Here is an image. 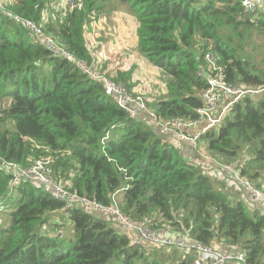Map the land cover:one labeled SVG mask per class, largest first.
Returning a JSON list of instances; mask_svg holds the SVG:
<instances>
[{
	"label": "trees",
	"instance_id": "16d2710c",
	"mask_svg": "<svg viewBox=\"0 0 264 264\" xmlns=\"http://www.w3.org/2000/svg\"><path fill=\"white\" fill-rule=\"evenodd\" d=\"M74 1L80 9L60 8L57 0L1 1L0 160L21 168L48 162L53 177L103 207L118 197V210L135 222L237 249L244 264H264V216L168 141L186 143L221 167L239 160L237 178L264 193V55L248 52L264 40V0L255 13H246L241 0L112 2L135 26L128 30L135 57L158 72L161 84L141 86L133 71L106 62L98 72L141 97L154 116L149 122L129 117L99 81L51 53L21 22L35 23L90 65L86 35L105 13L99 5L105 0ZM207 54L219 71L208 67ZM116 57L124 62L121 51ZM213 74L261 91L234 103L195 145L159 127L158 121L197 120L206 75ZM108 218L66 208L29 182L11 188V176L0 169V264H191V256L177 259L176 251L131 245Z\"/></svg>",
	"mask_w": 264,
	"mask_h": 264
},
{
	"label": "built area",
	"instance_id": "2783aa9c",
	"mask_svg": "<svg viewBox=\"0 0 264 264\" xmlns=\"http://www.w3.org/2000/svg\"><path fill=\"white\" fill-rule=\"evenodd\" d=\"M260 0H241V6L246 13H255L258 2ZM60 8H67L70 11L77 8L79 4H75L74 0H57ZM0 11L4 13V5L0 0ZM18 20V18H14ZM24 27L31 32L35 37L39 38L42 44L51 53L56 56L64 57V60L73 64L82 74L89 78L99 81L107 95L112 96L117 103L128 114L129 117L140 116L141 114H149L154 118L152 112L148 109L145 101L139 97L134 98L124 88L122 83L109 81L98 72L94 61L88 65L80 59H76L71 53L63 49L62 46L55 43L51 38L44 36L35 23L21 20ZM204 60L208 63V67L213 71H219L216 67L215 60L209 54L205 55ZM203 72V71H202ZM201 75V72L199 73ZM220 75V74H219ZM207 88L204 89L200 98L203 103V108L199 110V117L195 121L168 120L165 122H157L159 127L164 131L170 132L172 136L180 140H187L192 145L196 144V140L209 128L217 123H220L226 111L229 108L244 98L246 95H253L259 91H253L244 87H237L227 84L224 78L220 76L206 75ZM202 126L198 132L187 133L183 131L197 129ZM207 159L205 155L202 156ZM1 170L8 171L11 176V188L17 187L21 182H29L36 187L46 189L50 196L62 202L66 208L77 207L87 214L99 215L103 214L112 219V223L116 224L123 234L126 236L131 245H142L146 248L156 249H171L183 246L182 243L176 242L173 235L166 229H154L147 221L135 222L127 218L121 213L116 204V199L112 197V205L103 207L93 200L80 196L76 190L70 189L64 183H60L61 177L56 178L51 175V167L48 162L37 161L30 167L21 168L15 164H4L0 160ZM226 169L232 170L226 167ZM235 178L239 184L251 194L252 200L258 204L260 215L264 216V193L256 189L251 183L238 179L235 173ZM189 253L192 256L191 264H227L228 262L238 261L244 264V258L241 254L232 255L225 253L218 246H207L201 243H193Z\"/></svg>",
	"mask_w": 264,
	"mask_h": 264
},
{
	"label": "rangeland",
	"instance_id": "374dc122",
	"mask_svg": "<svg viewBox=\"0 0 264 264\" xmlns=\"http://www.w3.org/2000/svg\"><path fill=\"white\" fill-rule=\"evenodd\" d=\"M1 1L5 3L8 0ZM113 1L114 0H105L104 3L99 4L101 6H105V13L102 18L91 23L89 26V33L86 35L87 47L94 58V64L97 68V70L94 71H100L106 62V64L110 63L109 65H106L108 68H110V66L113 68L120 66L125 70L133 71L132 73L134 79L136 78L138 84L141 86H146L147 84L150 87L155 84L160 85L161 81L156 82L157 77H159L158 72L154 68L144 66L142 62L135 57V39L131 38L128 31L130 30L131 32H134L135 26L126 22L128 19L127 17L130 18V16L123 10L115 8L112 5ZM107 38L108 41L106 40ZM105 48L107 52H105ZM117 51H121L123 56L122 61H124L123 63L116 57ZM248 52L255 59H259L262 55H264V40H260L256 47L249 48ZM255 52H257V56L253 54ZM102 61L103 64L100 67ZM135 66H137L136 69ZM150 87H148L149 91ZM143 94L145 95L144 92ZM2 171L9 174L8 171ZM224 189L229 191L226 186H224ZM117 199L118 197H116V200ZM170 250H172V252L174 251L173 248ZM176 258L180 259V257Z\"/></svg>",
	"mask_w": 264,
	"mask_h": 264
},
{
	"label": "crops",
	"instance_id": "0c3cea01",
	"mask_svg": "<svg viewBox=\"0 0 264 264\" xmlns=\"http://www.w3.org/2000/svg\"><path fill=\"white\" fill-rule=\"evenodd\" d=\"M136 91H138V89H136ZM148 115L149 114H142L140 115V117L145 120ZM149 121H150V117L148 119V122ZM201 128L202 126L198 127L195 130H191L190 132L191 133L198 132ZM161 137L163 138L164 141L168 140L167 136H161ZM168 141L172 142L176 148L182 150L183 155L188 159V161H193L194 164L198 166L199 168H201L202 172L205 173L209 178L213 179L214 181L221 180L219 183H222L224 186H226L229 189V191L234 192L249 207L251 212H254V211L259 212L258 204L252 200L251 194L248 191H246L236 180L235 172L233 170H229V169H226V167H221V166H218L217 164L207 162L206 160H204L203 157L197 154L195 155L192 148L186 143H180L179 141H176L174 139H169ZM60 183L61 184L64 183L62 178H61ZM64 184L66 185V183ZM44 190L47 191L46 189ZM108 220L112 222V219L108 218ZM111 225L114 226L118 231L119 230L121 231V229L118 228L116 224L112 223ZM171 234L173 235V238L175 239L176 242H180L183 244V246H180L178 248H173V250L177 252L176 257H180V259H185L187 255L191 256V254L189 253V250L191 246L193 245V243L195 242L191 241L187 236H182V235L173 234V233ZM218 247L222 248L224 252L226 253H229L232 255L239 254V252H237V249L227 248L222 245ZM165 250L172 252V250H170L169 248ZM227 264H241V263L238 261H235V262H228Z\"/></svg>",
	"mask_w": 264,
	"mask_h": 264
},
{
	"label": "water",
	"instance_id": "95a60500",
	"mask_svg": "<svg viewBox=\"0 0 264 264\" xmlns=\"http://www.w3.org/2000/svg\"><path fill=\"white\" fill-rule=\"evenodd\" d=\"M192 52H193L194 56L197 55V53H196L195 51H192ZM238 164H239V160L236 161L235 163H233L232 167H233V168H236ZM225 253H226V252H225Z\"/></svg>",
	"mask_w": 264,
	"mask_h": 264
},
{
	"label": "clouds",
	"instance_id": "9594fccd",
	"mask_svg": "<svg viewBox=\"0 0 264 264\" xmlns=\"http://www.w3.org/2000/svg\"><path fill=\"white\" fill-rule=\"evenodd\" d=\"M54 42H55V41H54ZM55 43H56V42H55ZM57 44H58V43H57ZM58 45H59V44H58ZM231 169L234 170L235 168L232 167ZM261 216H262V215H261Z\"/></svg>",
	"mask_w": 264,
	"mask_h": 264
},
{
	"label": "bare ground",
	"instance_id": "6f19581e",
	"mask_svg": "<svg viewBox=\"0 0 264 264\" xmlns=\"http://www.w3.org/2000/svg\"><path fill=\"white\" fill-rule=\"evenodd\" d=\"M8 202V201H7Z\"/></svg>",
	"mask_w": 264,
	"mask_h": 264
}]
</instances>
